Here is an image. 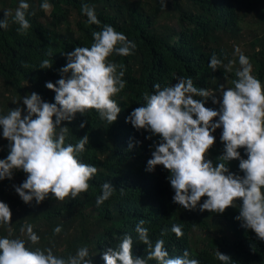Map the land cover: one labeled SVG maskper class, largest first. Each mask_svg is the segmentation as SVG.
<instances>
[{
    "label": "trees",
    "instance_id": "16d2710c",
    "mask_svg": "<svg viewBox=\"0 0 264 264\" xmlns=\"http://www.w3.org/2000/svg\"><path fill=\"white\" fill-rule=\"evenodd\" d=\"M18 2L0 0V18L5 8L14 14ZM28 2L27 30L17 31L19 25L11 16L8 26L0 28V114L11 107H26L22 98L31 91L53 102L55 92L45 87V82L55 83L61 76L59 69L67 62L64 53L76 46H90L92 32L104 24L113 25L136 47L128 55L113 53L108 57L124 66L125 87L114 96L121 107L117 119L110 123L100 118L98 110L88 108L77 112L73 120L61 122L67 129L65 143L75 144L88 135L84 150L78 154L84 163L97 168L88 189L63 199L50 192L39 203L35 198L25 203L13 185L21 183L27 173L14 169L11 178L0 180V200L12 211L10 223L0 224V236L11 234L28 242L26 225L31 224L40 237L32 247H51L54 254L67 258L87 246L93 264H103L102 253L116 247L125 234L133 237V253L146 255L150 249L136 239L134 230L143 219L150 242L163 239L170 256L181 255L187 248L199 264H225L215 256L220 250L230 256L227 264H264V239L235 218L239 198L222 213L201 211L198 206L186 209L173 202L174 189L167 179L170 171L161 164L153 171L146 170L150 145L158 141L159 134L146 139L149 130L136 129L125 119L144 102L143 93L153 91L154 83L165 86L178 77H191L198 89L217 96L219 85L233 87L235 72L241 67L234 46L249 57L251 73L264 83V0H49L48 12L40 8L41 0ZM84 5L94 8L100 24L88 23ZM246 28L254 33L251 38ZM49 50L53 56L47 55ZM213 54L221 61L216 70L209 67ZM43 59H49L51 67L41 68ZM205 106L219 105L209 97ZM81 121L85 122L82 128ZM220 132L221 128L215 130L216 140L209 149L214 163L223 152ZM7 145V138L0 136V158L8 154ZM240 151L246 158L243 148ZM226 163L231 171L243 174L238 159ZM105 181H111L114 191L97 205L96 197ZM205 198L202 196L200 202ZM172 224L181 226V236L171 231ZM57 225L60 232L53 231ZM200 230L204 238L195 236ZM148 264L158 262L151 259Z\"/></svg>",
    "mask_w": 264,
    "mask_h": 264
},
{
    "label": "clouds",
    "instance_id": "9594fccd",
    "mask_svg": "<svg viewBox=\"0 0 264 264\" xmlns=\"http://www.w3.org/2000/svg\"><path fill=\"white\" fill-rule=\"evenodd\" d=\"M39 6L45 12L51 8L49 0H41ZM29 7L28 0H19L14 14L11 9H2L0 28L8 26L11 16L19 25L17 31L27 30ZM82 11L88 23H101L94 8L84 5ZM92 37L90 46H76L64 53L67 62L59 69L60 78L55 83L45 82V87L55 92L53 102L31 91L22 98L26 107H11L6 114H0V136L7 138L9 149L0 158V180L11 178L14 169L27 173L21 183L13 185L25 203L33 198L39 203L50 192L57 199L69 194L75 197L88 189V181L97 171L78 155L84 150L88 135L81 136L75 144L65 143L67 129L61 122L73 120L77 112L84 113L88 108L98 110L100 118L110 123L117 119L121 107L114 96L125 87L124 66L108 57L113 53L128 55L136 44L111 24L93 31ZM234 52L239 54L241 66L235 72L237 79L233 87L219 85V96L204 88L198 89L191 77L181 76L171 85L154 83L153 91L143 93L144 102L133 108L125 119L136 129L149 130L146 139L159 134L158 141L150 145L152 151L146 170L153 171L161 164L170 171L167 179L174 189L173 202L186 209L198 206L201 211L222 213L239 198V213L235 218L264 239V83L251 73L249 57L239 46H234ZM47 55L53 56V52L49 50ZM220 63L215 54L209 59L212 70ZM232 63L230 60L229 65ZM51 65L49 59L40 62L41 68ZM209 97L213 104L219 105L217 108L205 106ZM84 123L81 121L79 127H84ZM217 128H221L219 140L223 142V152L214 163L209 158V149L216 140ZM128 147L131 149L133 143ZM233 159L239 160L238 168L243 174L230 170L226 162ZM101 189L96 197L97 205L113 193L114 185L105 181ZM202 196L206 198L200 202ZM11 217L10 206L0 200V224H9ZM144 224L140 219L134 230L136 239L150 249L146 255L134 254L133 237L125 234L116 247H108L102 253L103 264H148L151 259L158 264H199L187 248L181 255L170 256L163 239L151 243ZM26 231L27 241L31 243L11 234L0 236V264H93L87 246L64 258L54 254L51 247H32L40 237L31 224L26 225ZM53 231L60 232L61 226L57 225ZM171 231L178 237L182 235L178 224H172ZM215 256L225 264L230 260L220 250Z\"/></svg>",
    "mask_w": 264,
    "mask_h": 264
},
{
    "label": "rangeland",
    "instance_id": "374dc122",
    "mask_svg": "<svg viewBox=\"0 0 264 264\" xmlns=\"http://www.w3.org/2000/svg\"><path fill=\"white\" fill-rule=\"evenodd\" d=\"M251 27H253V26H250L249 29H250ZM250 30H254V28H252V29H250ZM245 31L247 32V37H248V38H251V37L254 35V33L248 31V28H246ZM201 230H202V229H201ZM201 230H200V231H197V233H196L195 236H201V237L204 238L205 235H203V232H202ZM204 234H205V233H204Z\"/></svg>",
    "mask_w": 264,
    "mask_h": 264
}]
</instances>
